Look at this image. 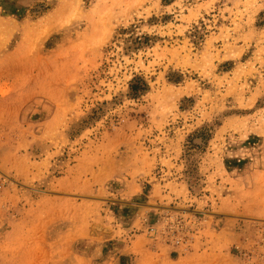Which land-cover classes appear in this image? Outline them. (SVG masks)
<instances>
[{
  "label": "rangeland",
  "instance_id": "obj_1",
  "mask_svg": "<svg viewBox=\"0 0 264 264\" xmlns=\"http://www.w3.org/2000/svg\"><path fill=\"white\" fill-rule=\"evenodd\" d=\"M0 39L40 55L46 93L5 160L31 179L0 180V264H51L39 208L66 201L107 229L140 210L196 264H264V0H0Z\"/></svg>",
  "mask_w": 264,
  "mask_h": 264
},
{
  "label": "crops",
  "instance_id": "obj_2",
  "mask_svg": "<svg viewBox=\"0 0 264 264\" xmlns=\"http://www.w3.org/2000/svg\"><path fill=\"white\" fill-rule=\"evenodd\" d=\"M38 56V61L36 58L31 60L29 53H24L23 48L9 47L7 41L0 39V180L4 175H12L18 181L26 183L31 179L29 173L19 171L27 168L29 171L30 160L20 163L16 159L9 164L5 160L17 158L14 150L30 146V140L23 134L32 132L29 122H25L30 117L28 110L31 104L38 107V119L45 107L46 93L44 84L41 87V61L40 55ZM37 66V72L33 76L35 78L38 75V79L32 80L30 71L32 68L36 71ZM42 123L45 127L46 122ZM56 200L63 202L58 198ZM66 202L70 206L39 208L38 231L42 235L39 246L44 249V257L47 258V253L52 255L51 264H196V260H199L195 253L181 258L151 242L147 234L141 231L146 222L136 219V212L143 215L140 210L124 207L118 209L122 215L132 214L130 221H118L107 229L101 206L89 205L91 210L87 212L79 211L77 201ZM68 203L66 204L69 205ZM221 208L235 213H251L248 206L238 205L234 200L230 205L222 204ZM148 214L149 212L146 213ZM51 229L55 231L56 237L47 241V231L50 232ZM40 261L47 262V259Z\"/></svg>",
  "mask_w": 264,
  "mask_h": 264
},
{
  "label": "trees",
  "instance_id": "obj_3",
  "mask_svg": "<svg viewBox=\"0 0 264 264\" xmlns=\"http://www.w3.org/2000/svg\"><path fill=\"white\" fill-rule=\"evenodd\" d=\"M138 81L140 82L138 86H136L134 84H132L130 86V89L132 91H136L137 89H140V91H144L146 89V84L143 81H141V80H138Z\"/></svg>",
  "mask_w": 264,
  "mask_h": 264
}]
</instances>
